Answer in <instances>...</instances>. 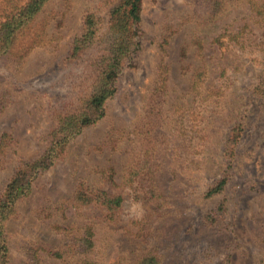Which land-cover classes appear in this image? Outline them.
Instances as JSON below:
<instances>
[{
  "label": "rangeland",
  "instance_id": "1",
  "mask_svg": "<svg viewBox=\"0 0 264 264\" xmlns=\"http://www.w3.org/2000/svg\"><path fill=\"white\" fill-rule=\"evenodd\" d=\"M116 3L47 0L0 52V197L86 110ZM89 15L99 35L70 57ZM136 40L104 115L1 219L6 264H138L144 248L159 264H264V0H142ZM81 187L120 196L119 214L80 204Z\"/></svg>",
  "mask_w": 264,
  "mask_h": 264
},
{
  "label": "trees",
  "instance_id": "2",
  "mask_svg": "<svg viewBox=\"0 0 264 264\" xmlns=\"http://www.w3.org/2000/svg\"><path fill=\"white\" fill-rule=\"evenodd\" d=\"M46 1L32 0L28 4L19 7L16 0H8L10 3L9 6L14 11L8 13L5 18L2 17L0 19V52L9 49L16 33L34 18ZM141 11L142 0H117L116 5L110 9L109 16L111 25L106 35L110 44L95 55V74H98L101 79L99 80V84L94 83L95 91L89 95L85 106L86 110L79 115L63 117L62 122L58 124L63 134L61 139L58 142L56 138L53 141L51 140V144L46 150L47 152L39 160L20 166L6 186L4 195L0 197V264H6L9 256L7 237L4 233L3 220L1 219H6L15 201L29 192L32 180L39 172L46 169L53 162V158L56 155L55 152L57 154L61 153V145L66 138L69 139V137L71 138L79 134L84 127L95 123L104 115V103L115 94V84L117 83L122 67L130 60L132 53L139 46V41L136 40V36L139 33ZM98 32L94 15H89L86 19L85 31L81 38L75 42L70 52V57L80 55L87 44H91L93 39L98 37ZM235 141H237V137ZM225 183L226 181H221L217 187L209 191V195H214L221 191ZM77 200L83 206H88L96 202L104 207L111 215L110 219L119 214V210L123 204L120 196L113 195L101 187L96 189L81 187L77 192ZM146 228L151 229V225L148 222L143 223L140 228L143 237H140V240L138 239V243L141 245L148 242L146 237H149V235L146 231L144 232ZM86 229L85 235L82 237L81 247H86L87 249L93 245L92 238L94 236V229L92 226L89 228L86 227ZM142 252L138 264L160 263L159 253L155 248H144ZM51 254L55 255L56 253Z\"/></svg>",
  "mask_w": 264,
  "mask_h": 264
}]
</instances>
